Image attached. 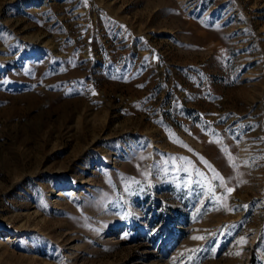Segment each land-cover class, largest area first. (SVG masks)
<instances>
[{"label":"rangeland","instance_id":"obj_1","mask_svg":"<svg viewBox=\"0 0 264 264\" xmlns=\"http://www.w3.org/2000/svg\"><path fill=\"white\" fill-rule=\"evenodd\" d=\"M0 264H264V0H0Z\"/></svg>","mask_w":264,"mask_h":264}]
</instances>
